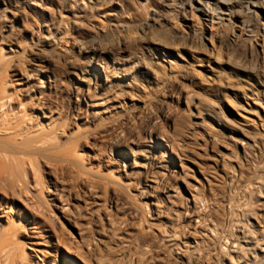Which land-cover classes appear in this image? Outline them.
<instances>
[{
	"label": "rangeland",
	"instance_id": "obj_1",
	"mask_svg": "<svg viewBox=\"0 0 264 264\" xmlns=\"http://www.w3.org/2000/svg\"><path fill=\"white\" fill-rule=\"evenodd\" d=\"M27 1L18 5L14 1L0 2V15L8 11L18 14L13 32L11 24L0 23V39L12 43L15 51L7 55L13 61L21 66L22 61L41 65L40 70L47 76L46 85L34 109L62 134L55 149L43 152L31 162L33 166L25 163L27 169L23 167L22 172L26 176L21 173L23 179L18 175L23 183L6 173L14 181L7 179L1 171L0 215L6 229H16L12 249L27 264H54L56 259L61 264H209L203 254L207 237L200 234V229H194L191 220L205 208L217 210L221 219L226 218L228 206L224 205L230 197L241 201L248 196L250 184L257 180L264 183V138L245 139L224 132V127L232 126L230 117L239 119L240 113L229 100H213L216 91L197 78L194 71L200 65L185 50L178 63L153 64L157 75L147 68L150 58L145 55L146 50L133 44L132 48L127 44L129 48L126 45L121 53L125 62L122 66H110L106 55L100 74L87 71L77 57L82 45L86 47L94 41L105 45L117 37L129 38V33L136 32L140 21L150 14V4L147 7L143 2L142 6L141 0H78L79 6L60 0ZM113 23L127 25L133 31L127 27L126 36V29H114ZM189 24L198 27L193 19L174 22L179 29H186ZM52 33L55 35L51 38ZM152 33L151 38L175 37L167 29ZM0 47L7 49V45ZM67 52L72 61L62 59ZM20 71L17 67L7 73L14 89L19 85ZM191 73L196 78L192 82L184 80ZM174 88L200 93L199 106L178 101ZM19 101L27 108L31 106L30 97L21 96ZM190 110L199 111L197 118ZM219 112L229 116V121ZM121 132L127 135L125 140L119 138ZM243 139L250 144L256 140L255 147L239 143ZM74 157L77 162L72 160ZM151 162L156 167L145 173V164ZM145 183L154 185L150 200L143 198L140 190ZM248 183L250 186H246ZM194 187L200 188L197 191ZM190 193L195 194V199L199 197L198 201L194 199L199 209L191 208ZM257 195L256 199L262 202V193ZM61 198H67L72 205L67 204L70 210L65 211L68 220L53 208V200ZM152 211L156 214L150 218ZM193 239L199 241L198 245Z\"/></svg>",
	"mask_w": 264,
	"mask_h": 264
},
{
	"label": "bare ground",
	"instance_id": "obj_2",
	"mask_svg": "<svg viewBox=\"0 0 264 264\" xmlns=\"http://www.w3.org/2000/svg\"><path fill=\"white\" fill-rule=\"evenodd\" d=\"M12 1H14L13 3H16V5L24 4L25 2H28L27 0H0V2L4 4L10 3ZM60 1L62 3L73 2L78 5L77 3L78 0H60ZM143 2L145 5L146 4L151 5V12L145 19L143 18V20L140 21L138 30L136 32L129 33L131 35V36L129 35V38L126 39L125 36H124L125 39L124 37L122 38L117 37V39L113 40L114 42L111 41V43L109 42L108 44L105 45H101L103 42L101 44L97 43L98 45H96L94 43L95 41L89 43V45L88 46L86 45V47H84L83 45L81 47L79 45L81 48L77 52V57L79 61L85 63L86 66L85 68L87 69V71L96 72L97 74L98 73L100 74V68H102L101 64H103L102 60L106 55L109 56V60L111 62L110 66H112L113 68L122 66L123 63L125 62H123L122 60L124 57L123 56H122L123 58L120 57L121 53L123 52L124 49L127 48L126 47L127 44L131 45V48L133 44L136 45L135 47L143 48L146 50L145 55H147V57L150 58V62H151L150 64L149 60L147 59L149 62L147 68H149L152 74L157 75L158 70H156V68L154 69L152 68L153 64L155 66L156 65L160 66L161 64L164 63H169V64L173 62L176 63L178 58H180V54L182 53V51L185 50L187 52L192 53L194 55L193 56L194 59H196L195 61L198 62L200 65L199 66L200 68L197 69V71H194L196 72L194 74L198 75L197 78H199L200 81H204L206 83L211 84V86L214 89V92L216 91L217 96L216 99L213 100L214 101L216 100L215 102H219L220 99L229 100L231 107H233V109L235 108V110L240 113V115L238 114L239 119H237L236 117L235 118L230 117L232 120L229 119L230 120L229 121L228 120L229 116H227L223 112H219L222 113V115L224 116L223 118L228 120L232 125L229 127L228 126L224 127L225 128L224 132L230 134L231 136H233V134H239L241 137L243 136L245 139H247L248 137L256 139V137L258 136L264 138V0H141L142 6H143ZM91 6L92 5H89L88 8ZM146 6L144 7L146 8ZM3 9L4 8H2V10ZM75 9L77 8L75 7ZM83 12H85V10ZM17 15H18L17 11H8L7 13L6 12L2 13L0 15V23L1 22L5 23V25L7 23L11 24L10 30L12 31L15 28L14 24L18 17ZM187 19L195 20L196 23L198 24V27H196L197 25L194 26L192 24H189L186 29H181V28L179 29L176 26H174V22H178L180 20L186 21ZM110 24L111 22L109 23V25ZM127 27L129 28V26L127 25L125 26L124 24L121 23H117L114 25V29L119 28L124 30ZM209 27L211 28V30ZM109 28H111V26ZM156 29H167L169 30V32L175 35V37L173 35L172 37L174 38L177 37V39L174 38L165 39L162 37L151 38L153 37L152 35L154 34L152 33L153 30ZM104 30L105 29H103L102 31ZM130 30L133 31L132 29ZM125 31L127 32V29ZM107 34L110 33L108 32ZM126 34L125 35L128 36V32ZM9 35L11 36L10 32ZM50 35L52 38L53 37L52 35L55 34L52 33ZM158 35L159 34H157V36ZM3 39H0V46L2 44L5 46L7 45V49L0 47V174L2 171V173L4 172L5 174L7 173L8 175L9 174L12 176L14 175V177H17L18 179L20 174L21 173L23 174L22 172L24 171L23 167L27 169L25 164L26 162H30L31 164L33 160L42 156L43 152L55 149L61 143L60 135L62 133L58 131V129L55 128V126H52L51 122L47 123L46 121L42 120L43 113L40 116L39 113L34 109L35 108L34 106L37 105L39 100L41 99V96L43 94L46 85L47 76L44 77L43 70L42 71L40 70L41 65L40 66L35 65L31 61L30 62L22 61L23 65L21 66L20 62L13 61V57L7 55V52L15 51V49L11 45L12 43L7 44L6 41H4ZM106 41H108V39ZM80 43L82 44V42ZM25 51H27V49ZM68 53L69 52L62 54V59L64 61H68V60L72 61L71 59H69L71 57H68L69 56ZM58 56L59 54L57 55V57ZM60 57L61 56H59L58 58L60 59ZM24 60H27V58ZM29 60L31 59L29 58ZM17 67L21 68V71H20V78L18 79L19 85L17 88L14 89L13 87L14 83L10 79V76L7 75V73H9L11 68H17ZM170 68L171 66L168 67V69ZM192 74L193 73H191L190 75ZM194 74L192 76L189 75L184 76L185 77L184 80L192 82L196 78L195 76H197ZM231 78L235 79V81L238 82L237 83L239 85L238 87H236L237 84L235 83L233 84L234 80L233 81L230 80ZM182 88H177V89L174 88L175 90H177V96H175V98L177 97V100L182 101L184 104H186V106H193L197 108L196 107L198 105L197 94L200 95V93L194 94L195 92L194 93L192 92L193 93L192 94L190 91H189L190 93L186 92V90ZM171 93H173V91ZM21 96L30 97L31 106L29 108H27L25 104H22L19 101ZM41 109L43 111L44 108ZM219 110L221 111L220 107ZM196 112L198 113L199 111ZM197 113L191 111L190 114L196 116L197 118L198 116ZM228 121H227V125L230 124ZM121 134L122 132L120 133L119 138L122 137L125 140L127 135H123V134L121 135ZM245 139L241 140V142L239 143L244 142L245 144H247V147L250 146L251 144H252L251 146L255 145L256 140H251L252 143L250 144ZM74 159L72 160L77 162L78 158L76 160V158L74 157ZM33 165L31 164V166ZM152 166L156 167V165L153 162L145 164L143 168L144 172L146 173V171ZM158 166H159L158 168H161L160 165ZM25 172L27 173V171ZM24 174L23 176L25 177L26 174L25 175ZM8 175L6 178L9 179L10 177L11 179L12 176H8ZM24 177L22 178L24 179ZM1 178L2 177H0V181H2ZM11 180L14 181V179ZM18 180H21V178ZM3 181H7V180H5L4 178ZM21 181L23 183V180ZM22 183L20 185H23ZM156 183H158V181ZM15 184L16 185H14V187L16 186L17 189L18 184L17 183ZM249 184L250 183L246 185V186L251 185L249 189L250 191H248L249 194L248 196L246 195V198H243V200L237 202L233 200L231 197L230 199L228 198L229 200L226 201L227 205H224V206H228L227 209L228 212L227 215H225L226 218L224 217L221 219L219 214L217 213L218 212L217 210L216 211L210 209L206 210V208L204 209V212L202 211L201 214H197L193 218L191 217L192 218L191 222H193L194 229H200L201 232L200 234H203V236L207 237L208 246L206 252L203 254L206 255L205 257L207 262H209V264H264V204H263L264 183L260 181L258 182L257 180L255 183L250 185ZM24 186L22 187L20 186L22 190L25 189ZM157 186L158 185H156L155 187ZM161 187L163 186L161 185ZM153 188L154 185L150 183L143 184V186L140 188L143 198L145 197L146 200H150L149 197L151 195L149 193L151 190H153ZM194 188H197L195 190L198 191L200 187H194ZM162 189L164 188H161V190ZM17 190L19 191V189ZM29 193L30 192L25 194L27 195ZM258 193L259 194L262 193L263 203L261 201L259 202L256 199V195ZM241 194H243V191ZM190 196L192 197L191 198L192 200L190 201L191 203L193 202L191 208L199 209L196 204L199 197L198 199H195L194 198L195 194L193 193H190ZM242 197L244 196L242 195ZM66 199L64 198L62 200L60 199L53 200V205H54L53 208H56L57 212L65 220H68V218L66 217L67 212L65 211L70 210L69 206L71 204L69 205L68 204L69 202L67 203L68 199L67 200ZM194 199L197 201L195 202ZM148 203L152 204V201L151 202L149 201ZM40 204L43 205V203ZM155 214L156 213L153 212V214L150 215V218L151 217L153 218ZM188 214L191 213L190 212L185 213L186 216ZM204 221L205 222L207 221V223L204 224ZM10 230H11L10 228L8 230L2 225V216L0 215V264H27L22 260H20V257L15 252L17 250L14 251L12 249L13 247L11 246H13L12 244L14 241V240L12 241V239H14L15 236L14 230L16 229L13 228L11 232ZM165 234L168 235L167 231ZM165 234L163 236H165ZM192 242L194 243L195 246L198 245L199 243V241L198 240L196 241L195 239H193ZM196 259L198 260V258ZM191 260L192 257L190 261ZM54 264H61V261L56 259Z\"/></svg>",
	"mask_w": 264,
	"mask_h": 264
}]
</instances>
